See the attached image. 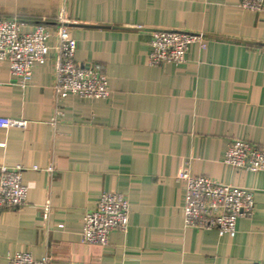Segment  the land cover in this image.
Returning a JSON list of instances; mask_svg holds the SVG:
<instances>
[{
  "label": "crops",
  "instance_id": "0c3cea01",
  "mask_svg": "<svg viewBox=\"0 0 264 264\" xmlns=\"http://www.w3.org/2000/svg\"><path fill=\"white\" fill-rule=\"evenodd\" d=\"M241 0H0V19L48 27V61L25 88L0 62V117L27 120L0 128V167L23 166L27 203L0 209V264L30 252L49 264H253L264 261V172L224 162L241 139L264 147V12ZM75 22V60L97 65L112 98L57 100V18ZM202 33L185 62L150 64L152 31ZM37 166L39 170H34ZM52 167L53 173L47 172ZM194 176L255 193V213L236 233L184 225L186 185ZM120 193L129 227L108 246L83 241V214L100 196ZM50 206L46 217L44 207Z\"/></svg>",
  "mask_w": 264,
  "mask_h": 264
},
{
  "label": "built area",
  "instance_id": "2783aa9c",
  "mask_svg": "<svg viewBox=\"0 0 264 264\" xmlns=\"http://www.w3.org/2000/svg\"><path fill=\"white\" fill-rule=\"evenodd\" d=\"M245 10L264 12V0H241ZM75 22L63 13L57 18L58 54L53 86L56 101L69 95L87 100L109 101L112 93L108 77L97 65L84 67L75 60L77 43L70 35ZM25 23L18 19H0V62H7L16 84L25 88L31 81L36 65H44L51 51L48 40L51 33L39 24L31 33H24ZM198 44L207 48L202 33L183 30L154 29L152 31L150 64H182L189 47ZM29 122L18 118L0 117V128H25ZM225 164L239 170L264 172V147L235 139L226 151ZM34 170H39L37 166ZM54 169L47 168L52 174ZM23 166L0 167V209L15 210L26 205L28 189L23 183ZM178 179L186 185L183 209L184 225L196 230H216L220 235L234 236L239 219L251 218L255 213V193L248 188L226 185L206 176H194L188 169ZM45 216L50 206L44 207ZM130 205L120 193H103L94 210L84 212L82 238L87 244L108 246L114 232H126L129 227ZM8 264H49V258L35 259L30 252H17L8 258ZM253 264H264L257 261Z\"/></svg>",
  "mask_w": 264,
  "mask_h": 264
}]
</instances>
